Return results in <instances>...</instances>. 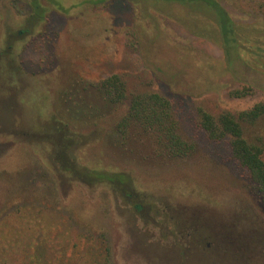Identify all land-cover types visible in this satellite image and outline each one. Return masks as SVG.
<instances>
[{"label":"rangeland","instance_id":"1","mask_svg":"<svg viewBox=\"0 0 264 264\" xmlns=\"http://www.w3.org/2000/svg\"><path fill=\"white\" fill-rule=\"evenodd\" d=\"M218 1L245 64L226 61L195 2L0 0V238L29 209L42 235L43 209L54 263L105 264L108 252L107 264H264V191L232 136L201 126L202 111L230 112L264 146V114L239 118L264 103V0ZM114 74L121 100L102 87ZM152 93L191 147L180 157L158 125L130 117Z\"/></svg>","mask_w":264,"mask_h":264},{"label":"trees","instance_id":"2","mask_svg":"<svg viewBox=\"0 0 264 264\" xmlns=\"http://www.w3.org/2000/svg\"><path fill=\"white\" fill-rule=\"evenodd\" d=\"M175 2L187 8H189L190 2H195L198 6L199 4L204 5L201 10L210 19L211 24H208V26L215 27L219 33L226 61L232 60L234 62L239 57L240 61L244 62L240 52V29L218 0H175ZM235 51L237 53L233 54ZM233 62H230V65H233ZM102 87L108 93H115V98L118 100L124 97L125 83L117 74L105 79ZM235 93H237L238 97L243 96L240 91ZM170 112L171 102L158 93H152L133 100L130 117L135 118L137 121H142L147 126L158 125L160 135L167 142L165 147L167 152L170 155L180 157L187 153L191 147L177 133L176 125L166 122V118L171 116ZM263 114L264 103L261 102L257 103L251 110L240 113L239 118L242 120H257ZM201 126L207 131L210 139L213 140H220L228 135L232 136L233 156L242 167L247 169L253 181L264 191V146L250 143L244 138L242 126L233 114L230 112L223 113L216 120L210 113L202 111ZM42 210L38 214L37 222L34 223L43 229L40 236H37L35 232L33 233L30 226L35 218V210L22 211L18 215L13 213L12 217L10 215L7 219L11 227L10 233L9 231L8 233L1 232L3 236L0 238V264H71L66 262V254H64V260L58 258L55 263L49 257V235L47 231L55 226L43 222ZM28 212L30 216L27 215ZM6 224L8 223L3 224L4 229ZM67 231L68 229L63 232V235ZM102 240L105 241V239ZM90 246H88L86 251L92 255H97V250L90 248ZM86 251L81 254L80 261L87 259ZM108 258L109 254L107 252L105 258L102 259L105 264L108 263ZM98 259L96 258L95 260L96 264H104Z\"/></svg>","mask_w":264,"mask_h":264}]
</instances>
